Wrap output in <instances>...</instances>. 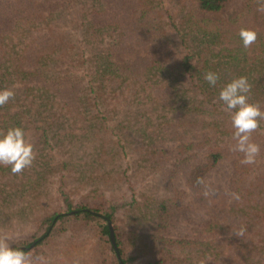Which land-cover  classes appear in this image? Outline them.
<instances>
[{
  "label": "trees",
  "instance_id": "trees-1",
  "mask_svg": "<svg viewBox=\"0 0 264 264\" xmlns=\"http://www.w3.org/2000/svg\"><path fill=\"white\" fill-rule=\"evenodd\" d=\"M230 2L0 0V88H12L15 92L7 104L0 106V129L10 126L25 129V124L33 122L31 127L37 137L33 143L37 158L31 167L12 174L10 166H0L4 173L0 177V236L2 230L11 229L14 233L28 229L37 219L34 214L38 196L43 193L39 190L41 179L49 182L59 170L67 167L65 160L50 164L48 159L53 155L65 158L69 154L73 158L75 154L71 153L81 151L87 155L92 149V153H98L100 147L105 146L103 141L115 137L118 126L125 128L123 121L131 119L138 130V142L145 141L146 146L138 159L123 167V163L109 153V161L115 160L116 164L111 165V171L97 176L92 189L85 192L79 204L69 205L68 212L63 214L60 211L44 214L41 219L45 232L40 236L31 234L32 241L23 242L25 248L12 246L29 253L30 246L35 244L31 255L40 258L43 253L40 246L55 235L53 230L48 233L51 225L71 216L81 218L86 227L87 233L80 237L82 235L84 240L97 237L93 241L99 243L101 249L109 247L114 257L112 264H131L129 251L147 240L156 246L157 242L161 244L147 264H182L194 257L204 261L211 256L215 258L213 263L219 264L216 258L219 254L213 253L218 245L227 246L230 253L223 259L226 264H264V211L261 210L264 177L256 178L252 172L247 174L250 166L239 163L241 155L235 161L230 188L239 194L240 199L236 201L244 205V209L240 214L235 211L230 223L239 228L257 222L255 227L261 231V239L258 240V233L253 229L252 234L243 238L220 240L215 231L219 226H214L212 221L203 223L200 234L194 238H171L165 232L171 216L169 201L175 198L171 197V191L167 199L164 190L175 182L176 173L187 176L186 181L192 185L195 196L199 195L201 202L206 200L211 210L219 209V201L227 196L222 189L206 199L201 195L203 185L197 183V178L204 180L234 144L228 136L233 132L230 113L218 100L220 87L229 80H222L220 76L216 87H210L203 77L207 71L220 75L234 68L255 75L259 71L258 60L264 62V12L258 13V0H244L233 19L219 17ZM179 5L184 6L179 9ZM182 9L186 13L179 17ZM242 26L258 31L256 42L248 49L242 47L237 35ZM131 44L153 53L150 58L144 54L122 62L117 54L131 51ZM256 75L250 78L251 93L263 94L264 71L262 76ZM81 81H85L84 87ZM113 113L116 116L112 118ZM142 119H145L143 125L138 123ZM111 121L118 123L111 128L113 130H110ZM258 129L252 137L259 136L256 143L261 150L257 161L264 162V121ZM166 142L171 146L163 147ZM43 162L45 165L41 167ZM114 171L120 173L116 174V179L121 180L120 189L131 191L134 188L130 180L132 173L133 176L140 174L138 190L134 188L139 196L132 197L131 205L143 203L154 211L158 220V230L151 235L125 231L114 222L116 247L107 224L114 219L107 208L110 187H106L107 179L103 178ZM33 172L37 176L32 180ZM143 188L149 190L145 193ZM118 193L113 187L112 195ZM151 193H158L159 198L152 197ZM221 210L225 209L217 212L222 213ZM223 217L217 220L227 221L228 216ZM95 224L101 227L98 236L93 228ZM132 233L136 236L129 239ZM219 240L224 244L218 243ZM89 250L94 256L81 260V264L95 260L100 261L96 264H102L98 249ZM71 262L77 264L74 258L65 260V264Z\"/></svg>",
  "mask_w": 264,
  "mask_h": 264
},
{
  "label": "rangeland",
  "instance_id": "rangeland-1",
  "mask_svg": "<svg viewBox=\"0 0 264 264\" xmlns=\"http://www.w3.org/2000/svg\"><path fill=\"white\" fill-rule=\"evenodd\" d=\"M158 1V0H155ZM244 0H231L230 3H228L227 6L218 14L219 17L224 19H233L236 16V13L241 9V6L243 5ZM184 5H179V9H181ZM164 7V5H163ZM259 0H258V8ZM182 12L179 14L180 16L185 15V10L182 9ZM179 12V11H176ZM258 13H263L261 11H258ZM217 16V15H215ZM177 22L180 23V20ZM186 25H183L185 27ZM161 30V29H160ZM136 39V38H135ZM189 42V41H188ZM191 45V43H189ZM131 51L128 53L118 52L117 58L121 60L122 62H129L132 61L135 57L139 55L147 54L148 57L152 55L153 51L144 50V47L139 46L138 44H131ZM181 49V47H180ZM183 50V48H182ZM178 56V54L175 55V58ZM258 73L256 72L255 75L253 72H245L244 70H238L236 68L231 70H225L220 72L222 80L228 79L229 81L235 77L238 76H246L248 77L249 82L250 78L256 77L259 73L261 76L263 75L264 71V62L261 60H258ZM81 79L84 80L83 72L81 73ZM82 82V81H81ZM85 86V81L81 83V87ZM255 99L254 102H259L261 107L264 108V92L263 94L256 95L255 93H251L250 99ZM108 113V111H106ZM105 112V113H106ZM116 116V113L112 114V118ZM122 117V115H121ZM119 117V118H121ZM124 117H122L123 119ZM36 122V121H35ZM130 122V123H129ZM145 122V119L139 120L138 123L143 125ZM41 123V121L36 122ZM35 123V124H36ZM123 124L125 125V128L121 129L122 127H119L116 129V135L115 137L111 136L108 137L109 140H104L103 143L105 144L104 147H100V150L98 153H92L89 151L87 155L81 152L77 153H71L75 154V156L72 158L70 154L65 158L56 157L53 155L50 159V164H58L62 160H65L67 162V167L63 170H59L57 175L54 178H51L49 182H45L44 179H41L40 191L42 190L43 193L41 196H38V202L35 209V216H38L37 219L31 224L30 228L25 230H20L17 232H12L11 229L9 230H2L1 236H8L9 237V243L11 245H19L22 248H25L23 246V242L25 241H32L31 234H35L36 236H40L45 232V223H42V217L44 214H52L51 212H58L60 211L62 214L68 212L69 205L74 207L79 202H81L82 197L84 196L85 192L88 189H92L91 185L95 184V179L99 174H104L108 171H111V165L116 164V161H109L111 158L109 157V153L112 155H115L114 157L123 163V167H127L131 163L135 162L139 155L143 153L145 146V141H139L138 142V130L136 125L133 124L131 119H128V121H123ZM127 124H130V127H126ZM33 124H25L26 126V133L27 137L30 140V142L34 143L36 141V136H34L33 128L31 127ZM118 123L116 121H111V127L110 130H113L111 128L117 126ZM132 125V127H131ZM232 129V128H230ZM257 129L256 131H258ZM118 133L120 135H118ZM261 135V132H257ZM255 134V132L252 133V136ZM118 136H120V140L118 139ZM122 136V137H121ZM231 139L232 133L230 131V134L228 135ZM264 136V134H262ZM261 136V137H262ZM190 136L187 137L186 140H188ZM259 138V136H258ZM257 139H252L257 142L259 141ZM107 141V142H106ZM149 140L147 139V142ZM161 142V141H160ZM159 142V148L160 146ZM102 143V145H103ZM97 144V143H95ZM101 144V143H100ZM144 145V146H142ZM91 146V145H90ZM148 146V145H147ZM171 146V143L168 145L167 142L163 144V147H169ZM142 147V148H141ZM228 149L224 157L218 162V164L209 172L208 175L204 177V181L206 184H208L212 189H214V195L210 197H214L215 195L219 194V192L223 189L225 192H227L226 197H222V199L219 201L218 208L219 209H225L221 210L224 216L227 217V221H219L217 219L221 218L224 219L222 213L217 212L219 209L211 210L210 207L206 206L207 202L205 200L204 202H201L199 195L195 196V191L192 187V185H189L186 181V175L181 173H176V180L173 184H170L166 186V189L164 190V196L167 198L168 193L171 195L172 198H175V200L170 199V207H171V216L169 218V223L166 227V234L171 238H179V237H185V238H194L195 236H198L200 234L201 226L203 223L207 221H212L214 226H219L215 231L220 236V240H223L224 238H231L235 239L236 235L232 233L231 229H238L237 227L234 228V226H231L230 220L232 215L240 214L243 209L244 205H241L236 199L233 198V192L230 188V180L232 176L235 173V161L240 158V154L235 153ZM103 150L104 152L102 153ZM118 153V155H117ZM78 154V155H77ZM121 154V155H120ZM81 156V157H80ZM37 158V157H36ZM110 158V159H108ZM103 161H106L102 163ZM106 164V165H104ZM44 167V162L42 163ZM247 166V165H245ZM244 166V167H245ZM5 167V166H4ZM2 168V167H0ZM120 168V167H118ZM249 168V166H247ZM121 169V168H120ZM120 169L118 171L120 172ZM3 171L0 170V177L4 175L2 173ZM251 172L256 178H263L264 177V162L257 161L254 165L250 166L249 171L247 172L251 174ZM116 174L119 176L120 173H116V171L110 173L108 176L103 177L104 179H107V185L106 187H110V190L108 191V201H107V208L110 209V211L113 213L114 219L107 221V224L111 225L114 231V222L122 226V228L125 231L130 232H136V233H146L153 234L155 231L158 230V227H156L158 220L155 218L153 214V210L150 207L145 206L143 203H138L136 205H131V200L133 196H139L138 192L134 190V188H137V178L140 174H136L132 177H130L131 184L134 186V188L131 190L127 188L120 189L121 180L116 179ZM131 174V173H130ZM8 176V173H7ZM37 174L34 172L32 173V180L36 178ZM127 177V176H126ZM42 178V176H41ZM263 180H260V183H262ZM106 185V184H105ZM171 185L172 189H171ZM97 186V185H96ZM95 186V187H96ZM39 187V188H40ZM115 188L120 193L113 196L112 195V188ZM260 188H263L262 184L259 185ZM1 188V187H0ZM43 188V189H42ZM149 188H143L142 192H147ZM36 194V193H35ZM152 195V197L159 198L158 193L155 195L154 193L149 194ZM202 195V194H201ZM209 198V197H208ZM206 198V199H208ZM224 198V199H223ZM178 203H180V206H177ZM203 203V204H201ZM264 211V207L261 209ZM73 212H69V215H73ZM229 220V221H228ZM55 223V222H54ZM51 225L48 233L53 230V233L55 235L50 236V239L45 240L44 244L40 246V251L43 253L41 254V261L40 264H65V260L67 261L72 260L73 258L76 259L77 264H81V260H85V258L94 256L89 248H94V251L96 248L98 249V254L101 256V263L102 264H112L111 261H114V257L111 251H109L108 248L101 249L99 243L94 242L93 240H97V237L91 240H84V237L79 236L82 233L86 232V227L83 224V221H81V218H75V217H68L62 222L61 220L57 221L55 224ZM257 222L255 224H251L250 222L246 225V233L245 235L252 234L255 231H257V235L259 236L258 240L261 239V231L257 229ZM212 225V224H211ZM53 227V228H52ZM59 227L57 231L54 229ZM93 228H96L97 235L98 231H100L101 227L99 228L98 224H95ZM262 229V228H261ZM263 230V229H262ZM264 231V230H263ZM164 232V231H163ZM136 233H132L129 236L130 238H134L136 236ZM217 241L220 244H224V241ZM58 244H60V247L58 248ZM130 244V243H129ZM35 244L31 245L29 249L31 251L33 250V247ZM161 244L157 242L156 243L151 242L150 240L145 241L144 243H141L139 247H136L133 251L130 252V261L131 264H147V261L151 258V256L155 255V248L159 249ZM217 247V246H216ZM225 245L219 246L216 248V251L213 253H218L219 260L217 262H221L219 264L225 263L223 259L225 256H229V251L226 250ZM31 251L28 253L31 257L37 258L35 255H31ZM45 253V254H44ZM212 253V254H213ZM183 254V253H182ZM109 258V260H108ZM215 258L212 256L208 259L199 260L197 258H192L191 260L185 261V263L182 264H196L201 262H207L208 264H214ZM44 260V261H43ZM43 261V262H42ZM47 263H46V262ZM90 261L91 264L99 263V260ZM70 264H74L71 262ZM226 264V263H225Z\"/></svg>",
  "mask_w": 264,
  "mask_h": 264
},
{
  "label": "clouds",
  "instance_id": "clouds-1",
  "mask_svg": "<svg viewBox=\"0 0 264 264\" xmlns=\"http://www.w3.org/2000/svg\"><path fill=\"white\" fill-rule=\"evenodd\" d=\"M258 11L264 12V0H259ZM241 45L248 49L258 37V31L250 26L240 27L237 33ZM204 80L210 87H216L220 75L215 71H207ZM252 85L248 77L238 76L223 84L218 92V100L226 111L230 113L232 139L234 144L231 151L239 153L242 165L251 166L257 162L260 145L252 139L260 122L264 121V109L259 102L250 99ZM15 96L12 88H0V106L8 103ZM36 159L34 144L27 137L22 126H10L6 130L0 129V166H10L12 174H20L24 169L32 166ZM197 183L203 185L202 195L208 198L214 195L212 189L202 178ZM233 198L239 200V194L233 193ZM238 237H244L247 231L245 226L231 229ZM41 258H33L21 247H13L8 236H0V264H40Z\"/></svg>",
  "mask_w": 264,
  "mask_h": 264
},
{
  "label": "water",
  "instance_id": "water-1",
  "mask_svg": "<svg viewBox=\"0 0 264 264\" xmlns=\"http://www.w3.org/2000/svg\"><path fill=\"white\" fill-rule=\"evenodd\" d=\"M109 227H110V237H111L112 243L116 247V245H115V234H114L113 228L111 225H109Z\"/></svg>",
  "mask_w": 264,
  "mask_h": 264
}]
</instances>
